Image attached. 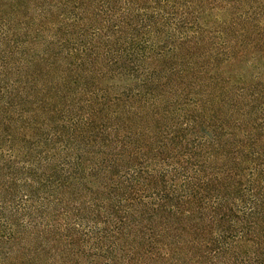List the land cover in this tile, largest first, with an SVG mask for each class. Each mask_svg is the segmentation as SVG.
<instances>
[{"label":"trees","instance_id":"trees-1","mask_svg":"<svg viewBox=\"0 0 264 264\" xmlns=\"http://www.w3.org/2000/svg\"><path fill=\"white\" fill-rule=\"evenodd\" d=\"M0 264H264V0H0Z\"/></svg>","mask_w":264,"mask_h":264},{"label":"rangeland","instance_id":"rangeland-1","mask_svg":"<svg viewBox=\"0 0 264 264\" xmlns=\"http://www.w3.org/2000/svg\"><path fill=\"white\" fill-rule=\"evenodd\" d=\"M90 248H91V244H90ZM91 250V249H90Z\"/></svg>","mask_w":264,"mask_h":264}]
</instances>
